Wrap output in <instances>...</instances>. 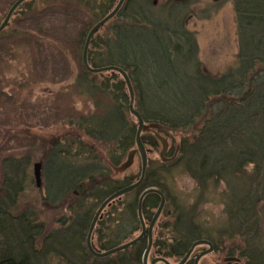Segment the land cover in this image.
<instances>
[{
	"label": "trees",
	"instance_id": "16d2710c",
	"mask_svg": "<svg viewBox=\"0 0 264 264\" xmlns=\"http://www.w3.org/2000/svg\"><path fill=\"white\" fill-rule=\"evenodd\" d=\"M113 4V0H108L105 8L99 7L102 10L101 15L108 13ZM233 6L239 34L236 65L218 76L217 80L202 78L204 76L197 72L199 65L192 64V58H195L194 40L184 30L183 20L175 10H171L173 15H169L168 11L158 17L155 13L156 8L145 2L125 1L117 15V18L126 20L121 25L117 24L124 29L115 28L116 22H112L108 25L111 27L108 42H104L98 36L92 40L87 54L89 65L99 69L119 67L126 72L134 90L136 110L144 123H158L174 130H186L201 118L196 135L180 139L179 153L174 161L148 160L142 185L103 211L102 218L96 226V233L100 238L95 247L97 251H108L134 237L139 230L137 202L145 190L157 189L162 192L165 201L169 200L171 203L165 184L166 178L176 169H181L196 183L202 192L200 195H203L211 184L222 182L227 185L229 195L227 199L231 212L229 222L230 226H237L233 230L238 231L237 237L240 241V246L233 250H239V256L244 258L245 264H264V230L263 232L261 230L264 227V0H234ZM123 12L125 14L121 16ZM150 18L153 19L152 22ZM150 27L153 29L152 32ZM158 28L163 29L161 35L157 32ZM119 34L126 35L120 37ZM127 35L130 36L131 43L122 42ZM101 51H105L102 57L99 56ZM85 75L90 78L81 80V85L94 87L99 94H108L112 102L108 110L97 116L99 126L97 129H91L88 136L114 145L113 153L112 150L109 152L108 159L111 165L118 167L127 157V153L134 148L137 128L136 123L131 121L128 115L129 98L126 86L115 76H112L111 80L103 77L104 79L98 83L91 75L87 73ZM160 84L163 87L158 90ZM149 89L159 94L158 101H148L152 97ZM227 90L236 97L237 102L232 100L225 105L219 104L216 95ZM92 92L95 93V90ZM209 98L215 101L210 102ZM91 119L81 118V123H89ZM141 141L148 149L158 148L156 140L151 135H141ZM222 141H226L227 144L233 142L237 147L229 151L228 158L222 159L217 153L213 157L209 151L215 148L225 149ZM77 147L78 149L73 151L75 155L72 153L73 158L91 159L88 147L82 149L79 144ZM173 152L174 148H171L167 156H171ZM65 153L66 151L62 154L65 156ZM67 153L69 155V152ZM56 156H60L58 161L64 160V156L52 151L44 159L42 170L45 184H48L45 187L52 188L56 184L63 186L68 181L70 185L66 187L73 189L74 187H71L73 181L82 185L88 178L87 182H90L91 186L85 189L86 191L83 185L79 190L74 188L79 191V199L76 202L85 200L91 202L82 216L84 220L81 224L78 220L69 225L68 222L66 224L62 222L59 229L66 234L52 243L40 241V246L44 245L45 249L36 253L34 247L41 227L32 215L30 221L27 220L25 213H32V208L24 203V206L20 207L22 213H19V216L9 217L15 219L18 227L26 225L21 231L30 234L28 247L22 253L14 251L12 236L18 232L4 234L1 230L3 222L0 221V264H48V258L52 260L53 254L60 256L58 258H66L69 264H140L142 252L146 247V237L130 249L101 260L89 254L82 237L91 222V219L86 221V215L94 210L96 203L98 207L108 195L134 184L140 176V167L135 175L119 181L109 178V170L105 165L81 169L80 173L76 169H71V161L75 159H70V163L66 165L64 161L62 165L56 166ZM7 160L0 164V209L4 210L2 206L6 207L3 213L15 210L20 203L25 189L21 184L15 188L11 184L16 178L29 179L31 162L27 156L20 160L15 158ZM250 163L254 165V172L251 174L245 171V167ZM208 182L210 184L207 186ZM66 187L57 197L51 192L45 193L43 202L48 205L61 202L66 197ZM159 202V197L155 194H149L144 198L142 211L147 222L153 217V211ZM259 202L260 234L256 227L257 215L253 219L244 220L236 214L243 211L253 214V207ZM83 210L85 209L78 208L75 212L80 215ZM172 216L176 219L172 225V236L169 235L172 237L173 245H164V239L159 240L158 244L159 250L166 248V252L163 253L167 258L181 259L191 244L200 239H207L214 245L220 244L215 238L200 234L202 230L195 225L196 223L191 224L195 218L192 209L177 210ZM112 226L116 234L106 241L105 239H108L106 236L104 239L106 228ZM230 237L233 238L232 230ZM122 238L126 240L121 242ZM23 254L28 256V261L23 259ZM187 264L192 263L188 261Z\"/></svg>",
	"mask_w": 264,
	"mask_h": 264
},
{
	"label": "rangeland",
	"instance_id": "374dc122",
	"mask_svg": "<svg viewBox=\"0 0 264 264\" xmlns=\"http://www.w3.org/2000/svg\"><path fill=\"white\" fill-rule=\"evenodd\" d=\"M16 1L17 0H0V25L4 21L10 7H12ZM26 1L14 10V14L0 32V164H2L4 160L6 161L10 158L20 160L24 156H27L31 161L28 176L30 179H33L35 167H43L44 159L49 152H58L61 156H64L62 153L66 151V157H64L65 160L70 163V159H75L73 158V155H75L73 151L78 149L77 145L79 144L81 148L88 147L91 153V159L86 160V158H78L71 161L73 168L80 173L81 169L94 167V165H105L109 170L108 176L112 180L120 181L131 175H135L140 165L138 158L134 157L131 167L123 171L121 170V165L115 167L111 165L108 159L109 152L112 148L113 150L115 148L114 145L106 141L92 139L88 136L91 129H97L99 126L97 116H101L105 110H108L112 102L108 94H99L96 92V88L87 87L89 85L86 84L81 85L80 81L90 78L86 76L85 73L94 77L98 83L104 79L103 77L111 80L112 76H115L117 79L121 80V74L117 71L110 70L100 73H91L82 64V53L85 40L89 31L95 23L100 21L103 15H101L102 10L99 7L102 6V8H105L104 6L108 0ZM113 1L114 4L112 9L108 10V13L104 14L103 17L110 14L118 5L119 0ZM134 1L137 3L145 2L149 4L150 7L156 8L155 13L158 17L162 15V13H168V11L169 15H173L171 10L175 9V5L178 6L177 8L184 7V9L180 11V16L184 23V30L189 37L192 36L195 46V58H192V64L196 66L199 65V71L197 72L204 76L202 78H213L217 80L218 75L235 67L238 39H236V19L233 7L234 0ZM123 4L124 3H122L121 8ZM177 8L175 9L176 11ZM120 9L116 14L120 12ZM125 12H123L121 16H123ZM24 13H26L25 16L23 15ZM151 20L153 19L150 18V21ZM124 21L126 22V20L123 19L121 21H109L102 29L94 33L92 38L94 39L98 36L104 42H108L111 37V27H108V25L112 22H116L114 25L115 28H123V26H117V24L121 25ZM152 30L153 29L150 27L151 32ZM157 30L161 35L163 29L158 28ZM124 35L126 34H119L120 37ZM129 40L130 36L127 35L123 38L122 42L131 43ZM102 53H105V51H101V55L99 56L102 57ZM87 64L92 70L99 69L90 66L88 60ZM115 68L120 69L119 67ZM123 72L126 74L125 71ZM162 87L163 86L160 84V87L157 88L159 90ZM93 90H95V93L92 92ZM148 91L152 96L148 101H158L157 96L159 94L151 89ZM228 91L229 90L226 92H219L218 95H216L219 104L222 103V105H225L226 102L232 100L237 102L236 97L231 95ZM161 95L163 97H168V95ZM209 99L210 102L215 101L212 98ZM136 108L135 105L134 112L139 115ZM167 108L168 111L169 107ZM209 108L210 106L208 105L207 110H209ZM128 112L130 120L134 121L138 128L137 119L130 113L129 109ZM90 117L92 119L88 121L89 123H86L87 126L81 123V118L89 119ZM143 124L149 128V131H143L141 135L153 136L158 145L157 149H150L151 158L148 157L149 160L162 161L159 156L165 146L166 149L163 159H165L166 162H172L178 156L180 139L196 135L195 133L198 131L197 128L201 124V118L194 123V126L186 130H174L167 126H163L160 128V131L156 130L158 128L149 126H160L158 123ZM222 142L225 149L216 150L218 148H215L213 151H209L212 153L213 157L215 153H217L222 159L228 158L230 157L229 151L237 147L233 142L229 144H227L226 141ZM135 147L136 144L134 145V148ZM171 148H174V152L168 157L167 153ZM113 150L111 153H113ZM67 152H69L71 156H69ZM130 152L131 150L127 153V156ZM126 159L127 157L121 163L122 165L126 162ZM183 171L181 169H176L166 178L165 184L168 188L167 192L169 193L168 196L171 199V203L169 200L166 202L162 192L155 189L161 193L165 204H163L164 206L161 209V214L158 215L156 219V224L151 227L150 236L152 247L149 249L147 264H152L153 261L160 259V261L154 264H165V262L168 264H179L191 250L184 264H187L188 261L194 264L197 258L198 264H245L244 258L239 256V250H233L240 246V241L237 237L238 231L233 230V228L237 226H230L231 223L229 222L231 219V212L229 211L230 202L227 199L229 197L227 185L222 182L211 184L206 192L200 195L202 192L199 191L196 183L187 176L188 174L185 171ZM245 171L249 174L253 173L254 165L250 163L245 167ZM41 175L40 180L46 182L43 170ZM81 175L83 176V173ZM87 179L88 178H86L85 182H82L84 190H87V188L91 186L90 182H87ZM31 184L30 182V187L25 189L26 192L21 199L22 203H19V207L24 206V203H26L28 207L32 208L31 215L35 218L37 224L40 225L41 230L43 225L48 228V230L56 229L57 226L60 227L61 221L66 220L65 218H60L61 215L65 214L68 205L73 203L74 198L72 195L79 194V191L73 188V191L69 190L66 193V197H64L61 202L48 205L43 202V198L46 196L45 185L47 186L48 184H43L42 187L44 189L42 192L38 187ZM209 184L210 182H208L207 186ZM93 188H95L94 185ZM146 191L147 190L144 192ZM26 194L27 196H25ZM157 196L161 202V197L159 195ZM64 200H66V202ZM117 201L119 200L115 198L109 201L107 206L109 207ZM175 201L176 203H174ZM158 208L159 205L153 211L154 215ZM189 209H192L195 218L193 223L187 222V224L196 223L195 225L202 230L200 234L212 239L215 238L220 244L215 243L214 245L210 241H207V239H200L191 244L190 248L181 259L167 258L163 253L166 252V248H164V250H159V240L161 241L164 239V245H173L171 237L173 230L172 225L176 222V219L172 214L177 210L188 211ZM253 210V214H248L246 211L236 214L244 220L253 219L257 215L258 221L256 227L260 234V202L253 207ZM166 225L168 226L167 228ZM181 225L183 224L181 223ZM113 228V226L110 228L108 227V229L106 228V233L104 234V239L105 236L108 238L105 239L106 241L116 234L113 232ZM227 230L229 231L225 233ZM230 230L233 231V238L230 237ZM261 230L263 232L264 227H262ZM140 235L141 233L138 230L134 237L129 240L122 238L121 242L123 240L126 241L122 242L119 246L136 239ZM147 235H149V232ZM146 236L141 237L140 240L131 247L142 241ZM39 243L40 241L35 243L34 251L36 253L38 251L42 252L43 249H45L44 245L41 247ZM197 243L199 244L197 245ZM194 245L196 246L193 247ZM147 246L148 236L146 237V247L142 252L141 258ZM128 249L130 248L126 250ZM108 251H96V254ZM117 253L119 252L109 255L107 258ZM58 257L55 254L51 255L52 260L48 258L47 263L69 264L66 258ZM96 259L100 260L99 258ZM140 262V264H143L141 260Z\"/></svg>",
	"mask_w": 264,
	"mask_h": 264
},
{
	"label": "bare ground",
	"instance_id": "6f19581e",
	"mask_svg": "<svg viewBox=\"0 0 264 264\" xmlns=\"http://www.w3.org/2000/svg\"><path fill=\"white\" fill-rule=\"evenodd\" d=\"M18 1V0H17ZM16 1V2H17ZM26 1V0H25ZM24 1V2H25ZM27 1H30V0H27ZM26 1V2H27ZM15 2V3H16ZM119 2H120V0H119ZM121 2L122 3H124L125 1H122L121 0ZM15 3H14V5H15ZM21 4H23V2L22 3H20L16 8H14L13 6L12 7H10V9L11 10H13V12L11 13V15H10V18L12 17V15L14 14V10L15 9H17ZM178 6H176L175 5V9L177 8ZM234 7V6H233ZM174 9V10H175ZM182 9H184V7H181V8H177V11L175 10V12H177V14H180V11L182 10ZM10 11V10H9ZM8 13L9 12H7V14H6V16H5V18H4V21L1 23V25L2 24H4V22H5V20H6V18H7V16H8ZM109 15V14H108ZM108 15H106V16H102L101 18H100V21H102L105 17H107ZM117 15L118 14H115V16L113 17V18H111L109 21H111V20H117V21H120L121 20V18H117ZM9 18V19H10ZM118 19H120V20H118ZM235 19H236V14H235ZM99 21V22H100ZM109 21H107L106 23H108ZM99 22H97V23H95V25L94 26H96ZM7 23H8V21H7ZM105 23V24H106ZM105 24H103L100 28H98V30L97 31H99L100 29H102L103 28V26L105 25ZM235 24H236V39H238L239 38V34H238V25H237V22H235ZM0 25V26H1ZM7 25V24H6ZM5 25V26H6ZM4 26V27H5ZM93 26V27H94ZM92 27V28H93ZM184 27V26H183ZM2 31V30H1ZM0 31V32H1ZM96 31V32H97ZM91 32V30L89 31V33ZM95 32V33H96ZM94 34V33H93ZM88 37V36H87ZM87 39V38H86ZM92 40H93V38L91 37L90 38V40H89V44H88V48H87V53L86 54H88V50H89V48H90V44H91V42H92ZM86 41V40H85ZM237 53H238V51H237ZM218 76H220V75H218ZM128 77V76H127ZM121 80L124 82V84H125V86H126V90H127V94H128V98H129V101H128V109H129V104H130V94H129V88H128V86H127V83H126V80H124L123 79V77L121 76ZM128 80V83H129V86H130V89H132V92H133V103H132V109L134 110V103H135V99H134V90H133V88H132V83H131V81H130V79L128 78L127 79ZM141 118V117H140ZM141 120H142V118H141ZM142 122L144 123V121L142 120ZM160 125V124H159ZM159 127H163V125H160ZM156 130H160V129H156ZM161 131V130H160ZM136 137V136H135ZM140 140H141V136H140ZM141 144L143 145V143H142V141H141ZM132 152H134L135 153V157L136 158H138L139 159V162H140V165H139V167H140V176H139V178H138V180L137 181H135L134 182V185H136L135 186V188L132 190V191H129V192H127V193H125V194H122V195H120V196H117L116 197V199H118V200H121V198L122 197H124L125 195L127 196V195H130V193H132L133 191H136L141 185H142V183H143V180H144V175H143V178H142V171L144 172V174H145V172H146V169H147V167H148V160H149V158H151L150 157V154H151V150L150 149H148V148H146V147H144V156H145V158H146V162H145V166L143 167V163H142V154H141V152H140V150H139V148H137V146L135 147V148H133L132 150H131ZM149 157V158H148ZM163 157H164V154L163 155H160L159 156V158H161V160H162V162H166L165 161V159H163ZM60 158V156H56V158H55V164H56V166H59V165H62L63 163H64V161H65V164L64 165H66L68 162H67V160H65V157H64V160L63 161H58L57 159H59ZM121 166H122V164H121ZM130 167H128V168H125L123 171H125V170H128ZM41 169H43V167H41L40 169H39V176H38V178H35V176H34V172H33V179H30L29 177V179H19V178H16V180L14 181V182H12V184H11V186H14V188H15V186L16 185H18L19 186V184H21L22 185V187H23V189H27V187H30V182L33 184V185H35V187H38L39 189H40V191L42 192L43 191V184L45 183L44 181H41L40 180V178H41V174H42V170ZM72 170L73 169H75V168H73V166H72V168H71ZM145 169V170H144ZM1 170H2V167H1ZM103 180H105V178L103 179ZM138 183V184H137ZM31 184V185H32ZM70 184L68 183V181H66L65 183H64V185L62 186V185H60V184H56V186H54V187H52V188H46L45 189V192L47 193V192H51V193H53V195L55 196V197H57V196H59V192H61L62 191V189L64 188V187H66V186H69ZM133 185V184H132ZM81 184L80 183H77V182H75V181H73V185H71V187H74V188H76V189H80L81 188ZM131 186V185H130ZM129 187V186H128ZM66 189H67V192L69 191V190H72L73 191V189L71 188H68V187H66ZM75 189V190H76ZM98 191V190H97ZM119 191V190H118ZM118 191H116V192H114V193H112V194H110V195H108L107 196V198L105 199V200H103L102 201V203H100L99 205H98V207H97V203H96V206L94 207V210H92L90 213H89V215L87 216L86 215V217H85V219H86V221H88L89 219H91V221L94 219V217L96 216V214H98V220L97 221H99L101 218H102V213H103V211L108 207L107 205H108V203L105 205V207L102 209V211H101V206L103 207V205L105 204L104 202L108 199V198H110V197H112L113 196V194H115V193H117ZM148 191V190H147ZM25 192H26V190L23 192L24 194H25ZM99 192V191H98ZM100 193V192H99ZM24 194L21 196V198H23V196H24ZM25 196H27V194L25 195ZM73 196V198H74V201H73V203H71V205H68V207L66 208V213L65 214H63V215H61V217L60 218H65L66 220H63V221H61V222H64L65 224H66V222H68V225L69 224H71V222H75V221H77L78 220V223H82V221L84 220V219H82V216H83V214H84V212L86 211V209L88 208V206H89V204L91 203V202H87L86 200L85 201H79V202H76V201H78V199H79V195L77 194V195H72ZM142 196V194L140 195V197ZM139 197V198H140ZM146 196H144L143 197V199H142V201L140 202L139 200H138V202H137V212H136V216H137V218L138 219H141V221L139 220V231H140V233L143 235V236H146L147 235V233L149 232V230H150V228L153 226V225H151L150 223H151V221H152V224H156V220H154L153 218H151V220L149 221V222H147L146 220H145V218H144V214H143V211H142V203H143V200H144V198H145ZM65 202H66V200H64ZM74 202H76V203H74ZM22 202L20 201V204H21ZM141 203V206H140V209H139V204ZM165 204V203H164ZM160 205V204H159ZM164 206V205H163ZM2 208L5 210L6 209V207H4V206H2ZM78 208H83V209H85V210H83L82 212H81V214L79 215L78 213H76L75 211H77V209ZM4 210H1L0 209V221L1 222H3V225L1 226V230H2V232L4 233V234H9V232H11V231H15V232H18V233H16L14 236H12V237H14V243H13V249H14V251H16V252H18V251H21V253L23 252V250L24 249H26L28 246V242L30 241L29 239V236L28 235H30L29 233H24L23 231H21V228H23V229H25V227H26V225H22V226H19L18 227V225H17V223L14 221L15 219H12V218H10L9 217V215H17V216H19V213H22V212H20L21 210H20V207H19V204L17 205V207H16V211L14 210V209H12V210H10L9 212H7V211H5L4 213L2 212V211H4ZM14 211H15V213H14ZM14 213V214H13ZM161 214V212L159 213V215ZM25 216H26V218H27V220H29L30 221V218H32L31 217V213L30 212H26L25 213ZM153 216H154V214H153ZM18 220V219H17ZM77 223V222H76ZM97 223L98 222H96L95 223V225L93 226V228L91 229V231H90V225H89V227H88V229H87V231L86 232H84V234L82 235V237H83V239H84V245H85V247H86V249H87V251L89 252V254H91L90 253V251L88 250V248H87V246H89V247H91V249L93 250V252L95 251V253H96V251H97V249L95 248L96 247V245L98 244V242L100 241V238H99V235L96 233V226H97ZM91 224V223H90ZM60 227L59 226H57V228L56 229H50V230H48V228H46L44 225H43V227H42V230H38V233H39V236L37 237V239H38V241H43V242H46L47 244L48 243H52V242H55L56 240H58L59 238H61V237H63L66 233H64V232H62L61 231V229H59ZM142 236V237H143ZM148 236V235H147ZM146 236V237H147ZM129 242H131V241H129ZM129 242H127V243H129ZM132 246V245H131ZM131 246L129 247V248H131ZM150 246L152 247V240H151V244H150ZM150 247V248H151ZM212 249V248H211ZM126 249H124V251H125ZM123 251V250H122ZM122 251H119V253L120 252H122ZM98 254H103V253H98ZM21 255V254H20ZM19 254H17V256H20ZM25 255V256H24ZM92 255V254H91ZM93 256V255H92ZM107 257H102V258H99L100 260L101 259H106ZM23 259H25V260H29V258H28V256L26 255V254H23ZM143 259H144V256H142V258H141V261L143 262ZM147 261H148V256H147V259H146V264H147ZM244 261V260H243Z\"/></svg>",
	"mask_w": 264,
	"mask_h": 264
},
{
	"label": "water",
	"instance_id": "95a60500",
	"mask_svg": "<svg viewBox=\"0 0 264 264\" xmlns=\"http://www.w3.org/2000/svg\"><path fill=\"white\" fill-rule=\"evenodd\" d=\"M25 0H18L16 3H15V5L13 6L14 8H16L20 3H22V2H24ZM122 1H124V0H122ZM121 5H122V2H121V0H120V2L118 3V5L113 9V11L107 16V17H105L102 21H100L96 26H94L92 29H91V32L88 34V37H87V39H86V41H85V44H84V48H83V53H82V64H83V66L89 71V72H91V73H100V72H104V71H117L118 73H120L121 74V76L123 77V79L124 80H126V83H127V86H128V88H129V94H130V104H129V110H130V113L137 119V122H138V128H137V131H136V137H135V144H136V146H137V148H139V150H140V152H141V154H142V163H143V167L145 166L144 164H145V162H146V158H145V156H144V146L141 144V140H140V136H141V133L143 132V131H149L148 129V127H146L144 124H143V122H142V120H141V118H140V116L136 113V112H134V110L132 109V103H133V92H132V89H130V86H129V83H128V77H127V75L122 71V70H120V69H117V68H115V67H106V68H100V69H96V70H92V69H90L89 67H88V64H87V48H88V44H89V40H90V38L93 36V33H95L97 30H98V28H100L103 24H105L107 21H109L111 18H113L114 16H115V14L119 11V9L121 8ZM13 12V10H11L10 9V11H9V13H8V16H7V18H6V20H5V22H4V24H2L1 26H0V31L4 28V26L7 24V21L9 20V18H10V15H11V13ZM150 127L152 126V128H158V129H160L161 127H159V126H157V125H149ZM162 141V140H161ZM163 142V141H162ZM164 143V142H163ZM165 149H166V147L164 146V149H162V152H161V155H163L164 153H165ZM135 155V153L134 152H130L129 154H128V156H127V159H126V162L122 165V167H121V170H124L125 168H128V167H130L131 165H132V163H133V159H134V156ZM39 167L38 166H36L35 167V169H34V176H35V178H38V176H39ZM120 170V169H119ZM145 170V169H144ZM143 175H144V172L142 171V178H143ZM138 184V183H137ZM135 186L136 185H131V186H129V187H126V188H124V189H121V190H119L117 193H115V194H113V196L112 197H110V198H108L104 203V205H103V207L101 206V211H102V209L105 207V205L109 202V201H111V200H113V199H115L117 196H120V195H122V194H125V193H127V192H129V191H132L134 188H135ZM149 193H155V194H157V195H159L161 198V202H160V205H159V208H158V210H157V212H156V214L154 215V217H153V219L154 220H156L157 219V217H158V215H159V213L161 212V209H162V207H163V204H164V198H163V196L161 195V193L159 192V191H157V190H153V189H150V190H148V191H146V192H144L143 194H142V196L140 197V199H139V201L141 202L142 201V199H143V197L144 196H146L147 194H149ZM140 206H141V203L139 204V209H140ZM99 214V213H98ZM98 214H96V216L94 217V219L91 221V224H90V231H91V229L93 228V226L95 225V223L97 222V220H98ZM140 221H141V219H140ZM151 225H154V224H152V221H151V223H150ZM150 231H151V228H150V230H149V235H148V246H147V248H146V251L144 252V254H143V256H144V259H143V264H146V259H147V256H148V253H149V249H150V244H151V236H150ZM143 235L141 234L139 237H137L136 239H134V240H132L131 242H129V243H126V244H123V245H121V246H119V247H117V248H115V249H112V250H110V251H108V252H105V253H103V254H96L95 252H93V250L91 249V247H89V246H87V248H88V250L90 251V253L94 256V257H96V258H102V257H107V256H109V255H112V254H114V253H116V252H119V251H122V250H124V249H127V248H129L131 245H133V244H135L137 241H139L140 240V238L142 237ZM200 243H202V242H200ZM203 243H205V242H203ZM199 243H197V245H198ZM196 245H194L193 247H195ZM192 251V250H191ZM191 251L182 259V261L179 263V264H184L185 262H186V260L188 259V257H189V255H190V253H191ZM161 260V259H160ZM160 260H155V261H153V263L152 264H154L155 262H158V261H160ZM162 261H164V260H162ZM198 258L197 259H195V262H194V264H198ZM165 262V261H164ZM165 264H168L167 262H165Z\"/></svg>",
	"mask_w": 264,
	"mask_h": 264
}]
</instances>
